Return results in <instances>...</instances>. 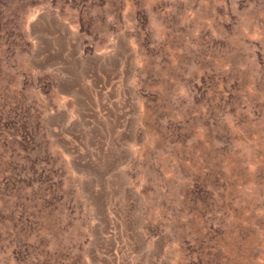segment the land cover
<instances>
[{"label":"rangeland","instance_id":"374dc122","mask_svg":"<svg viewBox=\"0 0 264 264\" xmlns=\"http://www.w3.org/2000/svg\"><path fill=\"white\" fill-rule=\"evenodd\" d=\"M57 12L131 35L123 132L33 64ZM0 264H264V0H0Z\"/></svg>","mask_w":264,"mask_h":264},{"label":"crops","instance_id":"0c3cea01","mask_svg":"<svg viewBox=\"0 0 264 264\" xmlns=\"http://www.w3.org/2000/svg\"><path fill=\"white\" fill-rule=\"evenodd\" d=\"M69 16L64 17L62 13L57 12L54 16L46 18L51 29L35 34L31 56L33 64H40L44 71L63 69L67 72L62 78L64 90L67 92L63 93L60 88L58 98L68 105L71 102H88L87 109L90 110L93 98L99 107L105 105L104 110L108 102L115 104L119 112L116 113L112 126L115 130L123 132L127 127L126 124H121L125 115L123 102L130 99V94L128 93L124 101L119 99L123 96V90L126 94V90L131 88L128 67L136 55L134 41L123 29L117 31L114 21L110 18L106 20V29L94 30L91 27L92 22L85 20L82 15L78 14L76 17L74 12ZM76 64L82 71L81 81L71 71ZM118 92L121 97L114 98ZM61 109L67 111L68 118L72 115L67 107ZM107 113L109 112L101 114V119L105 118L104 115L108 117ZM83 118L86 126L87 120L84 116ZM75 119L72 118L70 124L74 123ZM99 124L102 127L107 122L101 121Z\"/></svg>","mask_w":264,"mask_h":264}]
</instances>
